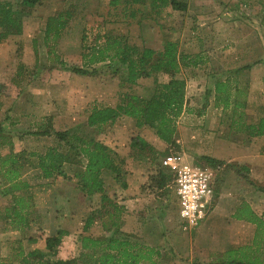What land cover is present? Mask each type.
Returning <instances> with one entry per match:
<instances>
[{"label":"rangeland","instance_id":"1","mask_svg":"<svg viewBox=\"0 0 264 264\" xmlns=\"http://www.w3.org/2000/svg\"><path fill=\"white\" fill-rule=\"evenodd\" d=\"M21 1L0 0V3H8L17 11L23 27L20 37L9 38V42L5 39L0 46V130L2 131V127L6 130L8 127L10 130L16 125L21 129L14 134L17 135L15 138L0 136V159H5L11 153L17 154L18 164L21 165L22 172H26L25 179L33 185L32 188L46 187L47 190V186H51V195L57 193L54 189H60L61 193L64 191L67 195V209L64 211V207L60 206L59 209L57 202L53 203L55 206L52 204L53 199H50L49 194L41 195L42 190L37 194L43 205L50 202L46 205L48 210L54 211L56 207L57 215L60 214V217L64 218L66 214L68 221L73 222L69 230L59 229L68 235L62 238L60 246L56 248L55 257L45 251V260L51 262L56 259L77 258V237L81 235L102 240L116 235L153 248L159 253V257L151 258L155 264H186V257L181 252L174 251L172 243L175 241L176 245L184 246V234L194 228L187 231L181 228L173 178L161 166V160L172 155L181 164L207 166L215 173L217 196L214 206L218 204L222 208L220 213L216 214V228L208 229L206 237L210 239L218 235L221 244L223 240L226 241L227 251L219 263L235 264L238 260L245 263H264V166L257 165L256 169L251 171L245 166H240L235 158L230 161L212 159L206 154L207 144L201 141L206 131L202 123L204 121L199 119L202 111L209 108L212 112L211 119L223 127H229L231 110H222L221 103L216 101L217 96L214 93V85L217 82H226L225 77L229 79L225 89L237 86L244 92L240 99L246 104V123L253 124L264 117V0H180L186 5L185 11L168 8L158 16H154L147 5L135 6L136 12H133V9L125 10L123 5L111 8L110 0H40V5L24 11ZM68 9L72 18L61 31L58 40L48 41L49 48L46 47L44 30L47 18ZM230 33V44L226 46V35ZM104 35L122 36L129 45L138 50L146 47L156 52L162 50L165 42H174L181 54L179 62L182 65L185 63V56L195 59L201 51L205 53V56L201 55L202 58H196V66L181 67L180 77L185 81V104L182 113L174 122L175 137L173 136V141L168 144L161 141L163 144L157 147L153 154L145 150L140 153L139 149L132 146V142L128 144L130 138L139 139L143 130L149 133V136H156L154 131L147 127L140 131L130 118L122 117L123 121L118 124L120 128L105 126L101 132L85 124L93 108L115 107L125 94H133L142 99L149 98L155 83H166L171 77L169 73H158L139 79L131 86L125 82V67L117 61L94 64L87 68L86 75L72 73L74 66L82 68L81 55L88 53L86 48L92 47L94 43H102L101 38ZM231 49L237 50L231 52L233 57L244 55L242 64L236 68H230L233 66L232 61L226 67L227 62L224 64L221 60L222 54ZM49 50L51 54H48ZM59 61L62 66L58 64ZM236 63L238 64V61ZM223 65L226 68H223ZM6 74L9 75V80H5ZM121 130H124L123 134L120 133ZM42 131H66L69 136L76 134L77 137L92 138L103 144L116 143V147L120 145L122 152L128 149V155H124V159H128L130 166L137 172L147 174V181L142 186L148 204V209L144 212L147 227L142 234L148 237L149 242L124 233L122 226L125 220L122 212L116 213L112 208L109 211H102L101 208L93 211L90 214L93 215V221L89 231L82 233L88 214L82 215V208L87 202L85 196L79 197V190L75 188V180L72 179L74 173H79L77 166L66 164V174L71 177L73 184L67 183L65 188H54V182L45 184L35 178L36 172L32 164H36L37 159L28 156L31 153L43 154L50 147L69 152L70 155L66 143L73 144V140L67 137L64 142H59L54 132L49 133L47 138L36 135ZM180 131L184 133L181 134ZM237 134L245 135L235 133ZM181 137L186 139L188 148L178 144ZM248 147L247 153L251 152L254 156L264 153V142H253ZM218 149L221 151L219 147ZM234 156L239 159L243 155L236 151ZM152 157V160H146ZM70 158L75 160L73 156ZM204 158H210L216 163L207 164ZM7 168L0 165V195L7 189L3 176ZM162 174L166 175L165 186L159 189L154 187V180ZM1 203L5 205L6 197H0ZM245 206L261 220L257 223L256 234L254 225L234 219L235 215H247ZM240 207L242 208L239 209ZM212 211L213 209L207 216ZM155 233L163 236L172 234L174 240L170 238L162 246L154 245ZM44 236L42 228L35 229L34 238L43 239ZM238 236H243L244 240L253 236L255 239L251 244L239 246L240 244L232 243Z\"/></svg>","mask_w":264,"mask_h":264},{"label":"trees","instance_id":"2","mask_svg":"<svg viewBox=\"0 0 264 264\" xmlns=\"http://www.w3.org/2000/svg\"><path fill=\"white\" fill-rule=\"evenodd\" d=\"M242 2L246 0H240ZM40 0H22L21 7L24 10H30L34 6L40 5ZM123 5L125 10L135 11V6L147 5L154 16H158L166 9L170 8L177 11H185L186 5L180 0H110L109 6L116 8ZM22 12V11H20ZM19 12V13H20ZM136 12V11H135ZM133 17V14H131ZM72 18L70 10H64L54 17H48L46 20L44 39L48 47V41L56 42L60 37L61 31L66 27L67 22ZM23 31L21 19L17 11L12 9L10 4L0 3V42L9 36H20ZM102 43L86 48L88 53L81 55L82 68L73 67L71 72L76 75H86L87 68L94 64L105 61H117L119 65L126 69L125 82L128 85H135L139 79L147 78L158 73H169L171 75L168 82L155 83V88L149 98H141L133 94H125L121 97L115 107H95L87 116L86 125L89 128L101 132L106 125H111L118 118L127 117L132 119L138 128L147 127L154 131L156 137L168 144L173 141L175 134V120L180 116L185 104V81L180 77L181 67H194L198 61L191 56H185L184 64H180L182 58L174 42L164 43L162 50L156 52L150 48L144 47L138 50L136 47L128 44L122 36H102ZM96 39H94L95 41ZM49 48V47H48ZM85 49V50H86ZM51 50L48 54H51ZM58 63L62 66L61 61ZM229 82H217L214 85L216 101L221 103L222 110H231L230 131L234 133H243L248 137L264 136V117L259 118L255 123L248 124L244 119V110L246 104L241 101L244 95L242 89L234 86L225 89ZM54 131H42L39 136H47ZM59 142H64L67 137L72 138L73 144L66 143L71 154L66 151H60L56 148H48L43 154H28L29 157H36L34 168L38 167L43 178H50L53 175L64 179L71 177L66 174V164L70 163L77 166L79 173H74L72 179L79 192L86 196L102 194L103 180L101 173L110 171L119 174V165L123 162L112 153L103 143L92 138L83 139L76 134L69 136L65 131L63 133L54 132ZM132 146L140 150V153L147 151L153 154L155 151L140 139H132ZM12 154V153H11ZM5 159H0V165L8 168L3 173L6 180L7 189L3 190V196L8 197V206L4 210V219L12 231H23L31 224L40 223V215L37 212L33 197L28 193L30 186L21 180L22 167L16 159L17 154L11 155ZM70 156L76 160H72ZM34 159V158H33ZM150 158L149 160H152ZM207 164H215L216 161L210 158H204ZM162 168V167H161ZM166 175H158L154 180V187L161 189L165 186ZM109 199L105 196L102 201L105 203ZM104 205V204H103ZM247 215L235 216L236 220H245L256 223L254 214L248 209ZM92 216L89 215L83 225V232L87 233L92 224ZM252 219H251V217ZM264 222V221H263ZM68 234L58 230L56 235L45 240L46 251L53 257L56 256V248L60 246L61 240ZM79 244L77 258L64 260H45L47 253L35 252L32 255L33 264H155L151 258L159 257V253L153 248L147 247L137 242H132L125 236H116L109 239H96L91 236L81 235L77 237ZM235 264H254L253 262L236 261Z\"/></svg>","mask_w":264,"mask_h":264},{"label":"crops","instance_id":"3","mask_svg":"<svg viewBox=\"0 0 264 264\" xmlns=\"http://www.w3.org/2000/svg\"><path fill=\"white\" fill-rule=\"evenodd\" d=\"M198 4V3H196ZM191 5V4H190ZM190 5L188 8H190ZM198 12V11H196ZM230 34L226 35V38L228 41L224 43V45L227 46L230 40ZM21 36V35H20ZM20 36H9L6 40L9 38H15ZM13 38V39H14ZM9 42V40H8ZM3 41L0 42V46L2 45ZM229 47H231L229 45ZM229 47L227 49H229ZM1 49V47H0ZM237 51L236 49L226 50L224 54H222L223 58H220L222 60V63H226L225 66L228 67L230 64L229 62L232 61V65L230 68H236L237 66H240L242 64L241 59L244 57L242 54L241 56L235 55L232 56L231 52ZM205 53L204 51H201L199 55H197L198 58H202ZM205 56V55H204ZM238 61V64L236 63ZM200 65H198L199 67ZM224 65L223 68H226ZM228 69V68H227ZM8 76V77H7ZM9 75L6 74L5 80H9ZM225 80L229 81L228 77H225ZM203 114L200 116L199 119H202V122L204 124V131H206V134H204V137L201 139V141L205 144H207L206 148V154L210 156L212 159H222L226 161H230L232 159H237L238 163L241 164L240 166H245L246 168H249L251 171H254L256 169V166L263 165L264 166V153L263 155H255L253 153H247L249 149V145L253 142L256 143H262L264 142V136L263 137H256L251 138L245 135H235V133L230 132V129L228 126L223 127L219 123L215 122V120L211 119L212 112L209 111V108L207 110L202 111ZM127 119V117H124ZM123 121L122 117L118 118L115 123L107 126H112L116 128L119 127V123ZM113 128V129H114ZM123 129V128H121ZM143 128H140V131ZM5 127H2V131L0 130V136L8 135L10 137L15 138L14 135L17 131L21 130L19 126H12L10 130L7 132L5 131ZM9 131H11V134H9ZM124 131V130H123ZM122 130L120 133L123 132ZM182 131H180L181 133ZM124 133V132H123ZM122 133V134H123ZM184 133V132H183ZM181 133V134H183ZM146 134V135H145ZM149 134V133H148ZM146 131H142V134H140V140H142L144 143H146L148 146L152 147L153 150H155L157 147H160L161 144H163L161 141H158L156 136H149ZM46 137V136H45ZM175 137V136H174ZM17 138V137H16ZM47 138V137H46ZM142 138V139H141ZM200 140V139H199ZM132 141V138H130L129 143ZM253 141V142H252ZM186 139L181 137V140L178 141L179 145L188 146V143H186ZM108 149L118 157V159L122 160V164L119 165V174H114L110 171H103L101 173V178L103 180V193L102 194H94L92 196H86L83 195L81 192H79V197L82 198V196H85L86 199L85 202H87V205H85L82 208V215H86L88 217L93 211H96L98 208L102 211H109L110 208H112V211L118 213V211L122 212L123 220H125V224L122 226V231L128 235H131L132 237L137 236L139 239H142L143 242H149L148 237L144 236L142 234L144 228L146 229L147 223L145 219V211L148 209L147 199L145 197V191L143 192L142 186L147 181V174L143 173L142 171L137 172L135 168H132L130 166V162L128 159H124V155H128V149L121 151V147H116V143L108 144L107 142L104 144ZM262 146V145H261ZM218 147L221 149L219 151ZM188 148V147H187ZM186 148V149H187ZM226 149V151H225ZM188 150V149H187ZM225 151V152H222ZM195 151V150H194ZM236 151H239L242 153L243 156L239 157V159L234 156V153ZM209 153V154H208ZM248 155H247V154ZM41 154V153H40ZM146 160H149L147 158ZM36 172V179L40 180L41 183H48L51 182L52 187H58V188H65L67 186V183L73 184V181H70L68 179H64L60 176L53 175L50 178H43L42 173L38 167L33 168ZM32 169V170H33ZM30 171V169H28ZM26 172H21V180L26 182L30 189L28 193H30L33 197V203L37 210V212L40 215V223L39 224H31L27 229L23 231H12L10 227L6 224V220L4 219V210L8 206L9 196L6 197V203L0 204V264H33L34 261L32 260V255L35 252H41L46 249L45 240L47 238L53 237L56 235V232L59 229L69 230V227L72 228L73 222L71 220L68 221L66 214L64 215V218L60 217V214H56L57 208L54 207V211L48 210L46 205H49V203H46V205L42 204L39 200L40 197H37V194L40 193L42 190L43 192L40 193L41 195L49 194L52 200V204L54 202H57V206L59 209L61 207L64 211H66V199L67 195H65L64 191L61 193L60 189L54 192L53 195L50 194L51 186H47L45 188H32L33 185L29 183L27 179H25ZM57 179H60L57 181ZM61 179L63 180V184L61 185ZM56 183V185H54ZM75 185V183H74ZM76 188V185H75ZM61 193V194H60ZM76 195V194H74ZM105 196L109 200L105 203L102 201V197ZM1 198H3V195H0ZM57 198L56 200H54ZM79 198V199H80ZM78 204V203H77ZM104 204V205H103ZM54 205V204H53ZM55 206V205H54ZM61 206V207H60ZM52 207V206H51ZM213 211L210 213L209 216H207L203 221H201L196 228H194L192 231H189V233L184 234L185 239V245L180 246L179 244H175V241L172 243L174 251L181 252L183 256H185L186 264H220L219 260L221 257H224L226 249V241L223 240V243H220L219 236H215L213 238L206 237L208 229L216 228V219L217 215L221 211L222 206L216 205L214 206ZM243 207V205H242ZM240 207L239 209H241ZM107 209V210H106ZM238 209V208H237ZM86 211V213H84ZM238 216V215H235ZM251 217V216H250ZM256 223H250L254 225V234H256V229L258 226V222L261 221L259 217L254 216ZM235 219V217H234ZM252 219V217H251ZM236 221H245V220H236ZM246 222V221H245ZM38 227L42 228V230L45 232V236L43 239H37L33 237V233L35 229ZM68 228V229H67ZM83 228V227H82ZM83 233V230H82ZM156 240H154L153 244L162 246L166 240H169L170 238L173 239L172 234H169L168 236H163L162 234L155 233ZM255 237H251L250 239L244 240L243 236H238L236 240H234L232 243L240 244L241 245H248L250 242L252 243L254 241ZM174 240V239H173ZM250 240V241H249ZM250 243V244H251ZM223 247H222V246ZM162 254V251H160ZM264 264V263H262Z\"/></svg>","mask_w":264,"mask_h":264},{"label":"built area","instance_id":"4","mask_svg":"<svg viewBox=\"0 0 264 264\" xmlns=\"http://www.w3.org/2000/svg\"><path fill=\"white\" fill-rule=\"evenodd\" d=\"M161 166L173 178L181 228L187 231L197 227L214 207L217 196L215 173L207 166L181 164L172 155L165 156Z\"/></svg>","mask_w":264,"mask_h":264}]
</instances>
